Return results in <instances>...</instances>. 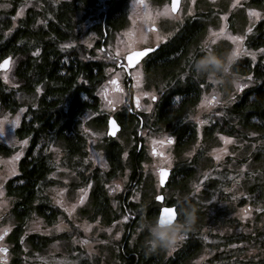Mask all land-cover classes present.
<instances>
[{"label":"rangeland","instance_id":"374dc122","mask_svg":"<svg viewBox=\"0 0 264 264\" xmlns=\"http://www.w3.org/2000/svg\"><path fill=\"white\" fill-rule=\"evenodd\" d=\"M57 1L59 0H55V2ZM0 5H7V7H0V11H7L12 8L10 0H0ZM43 5H45L44 0H22L16 7V14L20 12V15H16V18L23 17L30 7L41 8ZM145 5H147V10L155 19L149 24L152 30L146 31V34L145 32L141 34L137 31L142 24L138 17L144 15ZM165 6L168 7L169 14L166 16L156 15L158 12H162ZM125 9L127 23L123 27L111 28L109 33L105 31L99 34L91 30L89 28L92 23L90 19H85L83 23L84 28L87 30L86 36L80 43L88 50L94 49L96 56L106 61L107 78L97 89L100 98L99 111L89 110L84 112L79 123L81 132L86 139V146L82 150L84 153L69 157L66 153V146L58 138L52 139L49 144L47 151L52 167L46 178L43 195L60 211L52 222H48L36 211H33L25 220L19 221L13 212L16 197L8 193L7 187L9 179L14 176L10 174L12 164L9 162L12 157L18 156V159L14 162L17 174L20 159L28 146V139H20L16 134V130L21 123L27 105L35 104L38 101L43 87L39 85L36 89L39 88L40 91L35 89L32 92L20 89V82L15 75L17 60L13 57H11L8 68L0 69L1 81L8 87L15 89V96L22 103L21 108L12 111L5 108L0 100V122L3 123L5 129L0 134V150L11 148L9 154L0 151V185L3 186L4 193L3 196H0V236H5L0 241V245L10 248V251L6 254L0 251V264H15L16 258L20 260V264H83L84 260H86L85 264L122 263L120 257L121 240L128 230V218L125 219L126 215L123 211L121 195L129 188L132 190L134 186L128 185L131 182L132 174L129 152L131 148L139 143L134 133L135 130L138 131L139 126L129 127L125 131L118 132L114 137L125 147V169L119 178L106 183L111 208L110 214L114 217L109 221L106 220L104 215H95L92 208L95 182L92 181L90 175L97 170H108L110 168L106 150L108 141L105 140L108 138V125L107 123L103 126L96 125L94 118L105 115L108 119L110 115L117 116V113L129 109L151 114L156 102V100L151 99V95L158 98L166 84L160 71L156 75L146 72L145 61L147 58L131 68L128 76L125 68L119 64L121 62L125 63V56L129 51L160 45L172 38L181 26L182 28L186 26L188 29L194 23V26L201 25L203 28L198 44L191 47L188 52L189 58L190 53L200 54V45L206 41L218 53L231 50L236 47L227 38L231 35L242 36L243 47L252 53V55L239 56V59L251 58L252 65L257 60L264 61V51H262L264 47L253 49L245 45V42L251 40L255 34V24L264 20V0H261V2H257V0H181L177 12L171 11V0H143V2L141 0H127ZM252 13H259V16L257 17ZM77 15L81 18L83 15L82 10ZM222 17L223 19H221ZM221 27H224V35L219 37L209 36V29L212 32H219ZM249 28H251V31H248ZM141 35H146V42L136 43L134 47L129 49V41L137 40ZM213 39L216 40L215 44H211ZM117 52L121 53L120 59H107L110 54L116 56ZM237 63L238 60L232 66L234 81L246 85L240 91H236L234 83L214 84L201 76L203 82L200 99L187 113V117L195 123L197 131L196 139L189 146L182 150H176L175 138L172 134L154 132L148 128L141 131L142 145L145 150V157L142 161V180L132 190V194L129 196L130 201L145 204L151 199L155 201V196L160 193H163L167 199L185 196L187 190L161 186L156 165L160 164L165 158H171V165L164 163L160 166L173 169L181 165L180 167L183 168L182 161L184 159L190 160L197 155L198 157H196L193 164V175L188 181V191L190 190L191 193L196 191L195 185L199 184L201 187L212 181L208 178L214 176L222 179L226 175L228 181L227 184H225L226 181L221 184L224 194L222 199L218 200L217 207L210 209L208 212L206 220L209 223L204 227L202 233L211 231L224 235L238 232H256L257 230L264 231V197L262 201L259 200L255 203V199L249 194L252 185L264 183V131L249 130L247 132L248 137L230 136L217 130H214V136L210 138L206 135L207 126L212 125L211 122H217L215 117L221 118V116H224L223 108L232 105L242 91L256 83L253 74H243ZM249 76L252 77L251 80L247 79ZM113 80H115V83H111ZM145 92L151 95L146 96L144 95ZM213 96H216L220 103L213 102V105L207 108L201 106L202 99L205 97L212 99ZM17 115H19V120L14 125L12 121L16 119ZM5 116L7 120L3 119ZM196 117L207 122L198 124ZM232 121L237 120L233 118ZM220 137L230 138L231 142L225 143ZM168 138H172L174 143H168ZM21 141L26 142L21 143ZM221 148L227 151L220 152L221 159L217 160L214 150L218 152ZM153 149H155L156 154L153 153ZM189 151L192 152L190 157L185 155ZM159 153H163V155H159ZM117 183L120 184L118 191L115 190V184ZM60 189H64V191L60 192ZM109 189H112V191L110 192ZM243 195H246V203L239 206V198ZM81 196L84 197L82 204L79 203ZM56 199H60L64 207L56 204ZM5 201L6 204L3 203ZM114 204L115 206H113ZM154 204L156 206L157 204L160 205L156 201ZM73 205H75V208L69 215L65 208L71 209ZM246 208L250 211V215L242 219V210ZM257 208H260V211H257ZM218 213H221V215L218 216ZM92 215L94 217H91ZM215 215L218 217L214 218ZM222 218H230L231 221H224V225H220V222L219 225L216 224ZM146 220L148 219L144 218L131 231L129 241L130 245L137 244V247L141 250L145 248L144 240L147 232L146 230L141 231L139 226ZM86 223L92 225L88 233H85L82 227ZM57 224L61 225V231L55 230L54 226ZM19 225L20 231L17 242L9 240L8 236L16 231ZM108 228H111L112 231H105ZM138 229L139 231H137ZM117 232L120 233L118 238L116 237ZM32 235L46 236L50 238V241L37 249L30 242ZM73 238L77 241L87 239L90 245L82 247L79 243H74ZM18 243L21 247L19 254L14 251ZM181 243L182 240L177 241L176 246L170 252L165 251V255L169 256L174 253ZM231 246L234 247L235 245ZM257 251L254 247H247L246 253L253 254ZM213 253L214 249L208 247L205 243L199 254L188 261L187 264H211L208 259Z\"/></svg>","mask_w":264,"mask_h":264},{"label":"trees","instance_id":"16d2710c","mask_svg":"<svg viewBox=\"0 0 264 264\" xmlns=\"http://www.w3.org/2000/svg\"><path fill=\"white\" fill-rule=\"evenodd\" d=\"M21 1L10 0L12 8L0 11V62L8 56L15 58V75L20 82V89L32 92L42 85L43 91L35 104L27 105L16 130L20 139H28V146L20 159L18 173L9 179L7 187L8 193L16 197L13 212L19 221L36 211L48 222H52L60 211L43 195L46 178L52 167L47 151L49 144L52 139L58 138L66 146L69 157L84 153L82 150L86 146V139L79 123L84 112L99 111L97 89L107 78L106 61L98 58L94 49L88 50L80 43L87 30L83 23L85 19H90L92 23L89 28L99 34L105 31L109 33L111 28L123 27L127 23V0H44L45 5L41 8L30 7L23 17L16 18V7ZM81 10L83 15L79 18L77 13ZM191 25L188 29L181 26L172 38L161 43L146 57V72L156 75L160 71L166 81L156 99L153 112L130 113L125 110L117 113L122 126L120 131L139 126L138 131L134 132L138 142L141 141L140 130L144 128L172 134L176 150H182L196 139V125L187 117V113L200 99L203 78L193 75L188 52L198 44L203 27L194 26V23ZM254 27L255 34L245 45L253 49L262 48L264 20ZM237 60L242 73H252L256 83L242 91L232 105L223 108L224 116H216L217 122L207 126L206 135L209 138L214 136V130L235 137H248L249 130L264 131V61L257 60L252 65L251 58ZM0 100L5 108L12 111L22 107L15 96V89L8 87L1 79ZM233 118L237 121H232ZM94 122L103 126L107 123L106 116H96ZM107 137L105 140L108 141L106 150L110 168L97 170L90 177L95 182L92 201L94 214L104 215L106 220L111 221L114 217L110 214L106 183L119 178L124 172L125 147L114 137ZM0 151L9 154L11 148ZM144 152L143 145L140 149L135 145L129 152L132 174L128 185H134L133 189L142 180ZM196 157L184 159L183 168L181 165L173 168L170 181L168 179L169 188L187 190L185 196L171 198L170 202L177 206L178 199L183 203L186 198L187 204L196 208L194 224L184 234L185 238L179 248L169 256L165 255V251L148 252L145 248H138L137 244L130 245L131 231L144 218L151 220L158 213L152 199L145 204L130 201L133 189L129 188L121 195L123 211L128 218V230L121 240V264H187L199 254L205 243L214 249L208 259L211 264H264V231L224 235L211 231L202 233L209 223L206 220L208 212L217 207L218 200L224 194L221 184L225 181L227 184L228 181L226 175L222 179L214 176L208 178L212 180L210 184H204L198 192L188 191V181L193 175ZM263 188L264 183L250 187L249 194L255 203L263 200ZM246 195L240 196L239 206L246 203ZM224 221L231 220L222 218L216 224L220 222V225H224ZM19 227L14 231V242L18 240ZM48 241L49 237L41 235H32L30 238L37 249ZM247 247H254L258 251L247 254ZM14 251L18 254L21 251L19 243ZM15 261V264H20L19 259Z\"/></svg>","mask_w":264,"mask_h":264},{"label":"clouds","instance_id":"9594fccd","mask_svg":"<svg viewBox=\"0 0 264 264\" xmlns=\"http://www.w3.org/2000/svg\"><path fill=\"white\" fill-rule=\"evenodd\" d=\"M137 31L143 34L142 26H139ZM143 42H146V35H141L135 40V43ZM199 52L200 54L190 53L191 71L195 77L202 76L219 85L233 83L232 66L238 57L232 49L218 53L213 50L210 43H205L200 45ZM177 206L179 214L176 217L169 211L140 224V230L147 232L144 247L148 252L157 250L170 252L194 224L196 208L187 204L186 198L183 203L178 199Z\"/></svg>","mask_w":264,"mask_h":264},{"label":"snow or ice","instance_id":"6c2138e0","mask_svg":"<svg viewBox=\"0 0 264 264\" xmlns=\"http://www.w3.org/2000/svg\"><path fill=\"white\" fill-rule=\"evenodd\" d=\"M141 2H143V0H141ZM0 7H7V5H0ZM176 10H177V0H172L171 11L175 12ZM168 14H169L168 7L165 6L164 10L162 12H158L156 15H165L166 16ZM252 14L256 15L257 17L259 16V13H252ZM16 15L19 16L20 12H17ZM138 19H140L142 21L141 26H142L143 32H145V34H146V31L152 30L149 27V24H150L151 21H153L155 19V17L147 10V5H145L144 15L143 16H139ZM221 19H223V17ZM248 31H251V28H249ZM224 34H225L224 33V27H221L219 32H212L211 29H209V36H211V37H219V36L224 35ZM227 38L229 40H231L236 45V47L232 48V51L237 57L242 56V55H244V56L252 55V53L248 52L243 47V45H242L243 37L242 36H231V35H229ZM205 43H208V42L206 41L203 44H205ZM215 43H216V40L213 39L211 41V44H215ZM135 44H136L135 40L129 41L128 48L131 49L132 47L135 46ZM37 51H39V50H37ZM152 51H154V49H152V48H145L143 51H129L128 56H127V60H128L129 63H133V62L139 60L142 57H146V54L149 53V52H152ZM262 51H264V50H262ZM120 57H121V53L117 52L116 56H112L110 54L107 57V59L116 60V59H120ZM8 65H9V60L5 59L3 61V63H0V69L5 68ZM122 66L123 65H121V67ZM247 79L251 80L252 77L249 76V77H247ZM111 83H115V80L111 81ZM233 83L236 86V91H240V90H242L243 88L246 87V85L238 83L236 81H233ZM36 90L40 91L39 88H37ZM144 95L148 96V95H151V94L145 92ZM151 99L156 100L157 97L155 95H151ZM213 102L220 103V101L216 98V96H213L212 99H207V97H205L204 99L201 100L200 104H201V106H204L205 108H207V107L213 105ZM109 103L111 104L112 102L110 101ZM33 107H35V105H33ZM21 111H23V109H21ZM3 119L7 120V117L5 116ZM195 119H197L198 124H204V123L207 122L205 120H200L198 117H196ZM18 120H19V115H17L16 119L14 121H12V123L15 125V123ZM109 123L112 125L113 128L116 127L115 122L112 121L111 119L109 120ZM4 131H5V129H4L3 123L0 122V134H2ZM220 138L222 140H224L225 143L231 142L230 138H225V137H220ZM25 142L26 141H21V143H25ZM167 142L170 143V144L174 143L172 138H168ZM161 143H163V141H161ZM225 151H227V150L224 149V148L219 149L218 152L216 150H214L215 158L217 160H220L221 156H220L219 153L220 152H225ZM153 153L156 154L155 153V149H153ZM125 155H127V153H125ZM159 155H163V153H159ZM185 155L190 157L192 155V152L191 151L186 152ZM17 159H18V156L12 157V160L9 162V163L12 164V167L10 169V174H12V175L16 174V169H15V163L14 162ZM164 163H167V164L171 165V158H165L164 160H162L160 162V164H164ZM160 164H158V166H156V168L159 171V183L163 186L165 184V176L167 175L168 170L166 168H164V167H161ZM119 189H120V184H118V183L115 184V190L118 191ZM195 189H196L197 192L200 190L199 184L195 185ZM226 190H228V189H226ZM63 191H64V189H60V192H63ZM109 191L111 192L112 189H109ZM3 195H4L3 186L0 185V196H3ZM163 200H164V198L161 195H156L155 196V201L156 202H162ZM83 201H84V197L81 196L80 200H79V203L82 204ZM3 203L6 204V201L3 202ZM55 203L61 205V207H64V205H63V203H62V201L60 199H56ZM113 206H115V204ZM74 208H75V205H73L71 209L65 208V211L69 212V215H71V212H72V210H74ZM256 210L260 211V208H257ZM155 211L158 214H163L165 212H169L170 211L172 213L173 217H176L178 212H179V208L175 204H173L172 206H165V207H162V208L159 207V204H157ZM249 215H250V211L247 208L242 210V216H241L242 219L247 217V216H249ZM125 219H127V217H125ZM54 227H55L56 231H61L62 230L61 229V225H59V224L55 225ZM82 227H83L84 232L88 233L89 230L91 229L92 225L86 223V224L82 225ZM105 231L111 232L112 229L108 228V229H105ZM137 231H139V229ZM119 236H120V233L117 232L116 233V237L118 238ZM184 238L185 237L183 235L180 240H183ZM73 242L74 243H79L82 247L90 245V242L87 239H81V240L77 241L75 238H73ZM102 243H106V242H102ZM0 251L7 252L8 250L6 248H0ZM201 259H203V257H201Z\"/></svg>","mask_w":264,"mask_h":264},{"label":"water","instance_id":"95a60500","mask_svg":"<svg viewBox=\"0 0 264 264\" xmlns=\"http://www.w3.org/2000/svg\"><path fill=\"white\" fill-rule=\"evenodd\" d=\"M171 4H172V0H171ZM180 4H181V0H177V10H176L175 12L178 11V9H179V7H180ZM145 48H152V49H155L156 47H144V48H142V49H135V50H132V51H143ZM149 53H150V52H149ZM149 53H147L146 56H147ZM127 56H128V53H127L126 56H125V64H124V68H125V70H126L128 76H129V75H130V72H131V68L135 67V66H136V65L142 60V58H144V57L140 58L139 60H137V61H135V62H133V63H129L128 60H127ZM5 59H8V60H9V65H10L11 57L8 56V57H6ZM5 59H3L1 63H3V61H4ZM9 65H8L7 67H5V68H8ZM110 119H111L112 121L115 122V124H116V127H115V128H113L112 125L109 123V120H110ZM107 125H108V130H107V134H108V136H110V137H116V135L118 134V132L121 130V124H120V122L117 120V118H116L114 115H111V116L108 117V119H107ZM140 132H141V130H140ZM141 146H142V142L139 141V143H138V147H139V149L141 148ZM164 168H166V169L168 170V173H167V175L165 176V184H164L163 186L166 185V183H167V181H168V179H169V177H170V174H171V170H170L169 168H167V167H164ZM161 186H162V185H161ZM159 195H161V196L164 198V195H163V194H159ZM165 206H170V205H164V206H162V207H165ZM171 206H172V205H171ZM162 207H161V208H162ZM177 215H178V214H177Z\"/></svg>","mask_w":264,"mask_h":264},{"label":"flooded vegetation","instance_id":"af4514ba","mask_svg":"<svg viewBox=\"0 0 264 264\" xmlns=\"http://www.w3.org/2000/svg\"><path fill=\"white\" fill-rule=\"evenodd\" d=\"M158 46L159 45H157V46H153V47H156V48H158ZM155 48V49H156ZM147 57V56H146ZM146 57H144V58H142V60L143 59H145ZM141 60V61H142ZM121 61V60H120ZM141 61L139 62V63H141ZM124 62H121L119 65L121 66V65H123L122 67L124 68ZM128 79V78H127ZM129 111H130V113H132V112H134V110L133 109H129ZM116 118H117V116H115ZM117 120H118V118H117ZM119 121V120H118ZM122 127V126H121ZM120 132V131H119ZM141 142L143 143V141L141 140ZM24 154V153H23ZM170 170H171V176H172V173H173V169L172 168H169ZM19 171V170H18ZM171 176H170V179H171ZM170 179H169V181H170ZM169 181H167V183H166V185L165 186H162V187H168V183H169ZM169 188V187H168ZM160 194H163V193H160ZM159 195V194H158ZM164 195V194H163ZM172 198H175V197H172ZM171 199V198H170ZM170 199H167L165 196H164V200L162 201V202H159L160 203V205H159V207H162V206H164V205H173V203H171L170 202ZM176 205V204H175ZM158 215V214H157ZM4 235H1L0 236V241L1 240H3L4 239ZM14 238V232H12L9 236H8V239L10 240H12ZM0 248H6L8 251L7 252H4V251H1L3 254H6V253H8L9 251H10V248L8 247V246H5V245H0Z\"/></svg>","mask_w":264,"mask_h":264}]
</instances>
